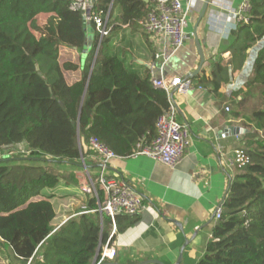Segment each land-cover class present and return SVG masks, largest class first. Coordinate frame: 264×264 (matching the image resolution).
Instances as JSON below:
<instances>
[{
  "label": "trees",
  "instance_id": "1",
  "mask_svg": "<svg viewBox=\"0 0 264 264\" xmlns=\"http://www.w3.org/2000/svg\"><path fill=\"white\" fill-rule=\"evenodd\" d=\"M152 1L97 0L91 13L104 17L108 11L109 31L95 55V26L70 10L69 1L0 0V246L19 264H93L99 246L107 242L111 222L89 212L97 210L94 197L57 229L51 226L50 195L41 197L59 179L79 185L74 174L59 176L52 166L81 168V158L91 154V137L120 158L156 137L155 122L168 108L166 93L152 86L147 69L140 73L125 67L111 49L122 26L131 35L146 34L142 23ZM39 15H48L43 26L37 24ZM246 17L230 34V57L211 61L207 85L215 93L229 82V69L236 75L247 51L263 39L264 0H252ZM90 35L82 65L60 63L61 48L83 54ZM76 71L79 80L67 83L64 73ZM245 88L238 104L249 110L247 123L254 131L244 149L250 165L236 170L221 217L195 264H264V139L258 134L264 132V45ZM19 144L27 147L26 156L2 154ZM102 198L98 191V201ZM136 222L135 216L116 215V231Z\"/></svg>",
  "mask_w": 264,
  "mask_h": 264
},
{
  "label": "crops",
  "instance_id": "2",
  "mask_svg": "<svg viewBox=\"0 0 264 264\" xmlns=\"http://www.w3.org/2000/svg\"><path fill=\"white\" fill-rule=\"evenodd\" d=\"M227 1L231 2L232 8H237L244 0ZM203 2L195 0V5L201 10ZM210 9L208 5L206 16L197 27V38L205 57L198 74H194L199 57L193 37L172 55L164 68V75L168 78L188 77L191 80V89L187 93H174L172 98L176 119L188 126L191 143L181 162L173 169L144 156L111 161L110 174L125 178L133 185L144 199L145 210L135 216L137 222L133 226L121 233L115 230L112 243L116 256L102 264H141L149 260L176 264L185 242L187 245L183 248L179 264H195L211 239L216 224L215 211L222 205L227 187L236 174V169L229 166L232 153L235 149L251 145L247 135L254 131L247 123L249 110L238 103L242 100V91H246L245 84L251 76L257 51L264 45V37L247 51L242 69L236 75H232L229 69V82L213 92L207 85L211 61L218 56L223 59L230 57L231 52L227 49L231 31H227L233 21L223 18L210 21ZM200 10L193 13L198 15ZM156 47L157 41L149 35H131L126 26L118 30L111 43L112 51L124 61L125 67L140 73L147 69ZM62 50L65 56L68 55L64 62L83 64L85 54L67 48ZM64 76L71 84L79 80L80 71L65 72ZM235 128L239 131L235 132ZM223 133L225 138H221ZM261 133L258 132L259 136ZM98 164L97 158L88 153L81 158V168L65 166V170L74 174L77 180L79 170L83 172L87 184L80 185L78 181L81 190L96 179ZM64 181L56 193L75 194L70 188L78 186ZM53 190L43 191V194L51 196L50 202L56 214L53 198L56 193ZM80 214V211H75L71 215H62L64 222H60L57 228Z\"/></svg>",
  "mask_w": 264,
  "mask_h": 264
},
{
  "label": "built area",
  "instance_id": "3",
  "mask_svg": "<svg viewBox=\"0 0 264 264\" xmlns=\"http://www.w3.org/2000/svg\"><path fill=\"white\" fill-rule=\"evenodd\" d=\"M69 9L80 12L87 21L92 22L99 35L96 51L100 47L101 40L108 35L107 25L108 11L104 17L101 13H91V8L97 0H67ZM252 0H244L237 8H232L227 0H210L209 20L217 21L220 18L232 20L233 25L227 33L236 29V24L247 22L246 14L250 9ZM191 0H153L152 8L147 18L142 23L143 31L153 40L157 41V47L153 59L146 65L150 74V82L156 89L163 90L168 98V108L155 122L156 137L150 143L138 144L129 157L144 156L158 162L170 169L175 168L182 160L191 143V133L187 125L176 119V109L173 103V94H185L191 89L190 78L173 77L164 75V68L172 55L181 48L185 42L193 37L189 30ZM95 51V52H96ZM158 71L156 77L154 71ZM228 111V108L225 109ZM226 134H221L225 138ZM87 149L98 160V172L95 182L82 187L81 191L97 200V210L100 218L106 216L111 222V232L106 243L101 244L96 253L93 264H102L112 261L116 251L111 238L115 234V216H137L145 210L144 199L133 185L125 178L110 174L111 161L117 157L107 146L97 138L88 140ZM250 165V157L244 149H235L229 160V166L236 170ZM231 182V181H230ZM98 191L102 192V202L98 201ZM222 214L220 205L214 214L217 221Z\"/></svg>",
  "mask_w": 264,
  "mask_h": 264
},
{
  "label": "rangeland",
  "instance_id": "4",
  "mask_svg": "<svg viewBox=\"0 0 264 264\" xmlns=\"http://www.w3.org/2000/svg\"><path fill=\"white\" fill-rule=\"evenodd\" d=\"M190 9L191 10H190V20H189L190 27H189V30L193 29V25L197 19V15L194 14L193 11L198 12L200 10L199 6L197 7V5H195V0H191ZM47 18H48V15H39L37 17V24L39 26H43L45 24ZM85 21L87 24L90 23L86 19H85ZM35 36H38V33H35ZM82 52H83V55L86 54L85 51H82ZM60 54H61V55H59V57L61 56L60 57V63L62 64V63H64V59L68 58V55L65 56V52L63 50L60 51ZM82 59L84 62L85 56H83ZM132 69H134V68H132ZM134 70H136V69H134ZM154 74L156 75V77H159L157 70L154 71ZM260 138L264 139V132H262L260 134ZM27 153H28V149L24 144H19V145L15 146L14 148L5 149L2 151V154L5 156H22L23 157V156H26ZM52 167L58 171L59 176L60 175L62 176L66 172L68 173V171L65 170L64 166L54 165ZM79 173L80 174H78L79 175L78 181H80V185L81 184L82 185L87 184V181L84 178L83 172L81 170H79ZM64 182H65L64 180L59 179V185L53 191L56 193V191L59 189V187H61L63 185ZM70 189L73 190L75 192V194L64 195L60 192H57L58 196H57V193H56V195L54 194L55 196H53V198L55 197L54 206H55V211H56L55 215L56 216L53 219L51 226L54 229L57 228V226L60 224V222H62V223L64 222V220H62V215H66V216L71 215L75 211L76 212L77 211L82 212V210H83L82 208L86 206L85 200H87V197L90 196L87 193H83L80 190L79 186L77 188L71 187ZM44 191L46 192L49 190H44ZM46 196H49V195L44 194L41 198H46ZM49 197H51V196H49ZM41 198H36V199H41ZM0 264H19V263L12 257L10 251H6L3 247L0 246Z\"/></svg>",
  "mask_w": 264,
  "mask_h": 264
},
{
  "label": "water",
  "instance_id": "5",
  "mask_svg": "<svg viewBox=\"0 0 264 264\" xmlns=\"http://www.w3.org/2000/svg\"><path fill=\"white\" fill-rule=\"evenodd\" d=\"M209 2L210 0H204L203 4H202V7H201V10L200 12L198 13L197 15V19L193 25V29H192V32H193V39H194V43H195V48H196V51H197V55L199 57V65L198 67L196 68V70L194 71V74H198V72L200 71L201 69V66L203 65V63L205 62V57L201 51V46H200V43H199V40L197 38V27L198 25L201 23V21L205 18L206 16V12H207V8H208V5H209ZM91 35L89 36V40L87 42V44L84 46V51H88L90 48H91ZM97 54V51L95 52V55ZM235 132H238L239 129H234ZM187 245V242H185L184 246L182 247L181 251H180V254H179V257H178V260L176 262V264H179L180 261H181V258H182V252H183V248ZM96 258L94 259L93 262H95ZM106 264H115V263H106ZM141 264H161L157 261H154V260H149V261H145L144 263H141Z\"/></svg>",
  "mask_w": 264,
  "mask_h": 264
}]
</instances>
